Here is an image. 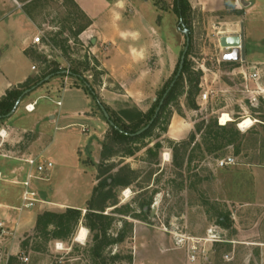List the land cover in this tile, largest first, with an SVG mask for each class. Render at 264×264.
<instances>
[{
  "label": "rangeland",
  "instance_id": "obj_1",
  "mask_svg": "<svg viewBox=\"0 0 264 264\" xmlns=\"http://www.w3.org/2000/svg\"><path fill=\"white\" fill-rule=\"evenodd\" d=\"M19 1L43 40L29 49L35 77L42 76L54 60L67 72L80 66L108 114L126 126L131 122L127 112L144 115L156 107L174 80L186 46L185 27L190 30V45L188 68L161 120L149 135L133 142L114 141L112 127L94 95L86 89L80 91L82 82L74 76H51L31 92V98L43 95L37 100L38 112H57L56 101L61 99L65 111L85 109L98 117L88 122L92 125L88 130L81 131L82 146V136L73 134L65 141L68 130L47 127L52 142L45 157L51 156L55 167L46 174L50 181L33 180L41 188L54 185L51 199L74 206L57 205L43 212L78 208L81 219L66 238L47 241L36 228L17 239L1 238L0 264H8L7 252L15 244L27 260L18 259L14 264H264V64L228 60L225 55L232 49L220 43L222 32L232 30L244 10L228 9L225 0H186L183 26L176 0H107L120 12L124 25L130 22L137 30L149 29V25L157 29L148 39H157L161 46L159 55L153 56L161 80L155 99H146L148 109H140L102 66L108 44L93 42V33L73 35L89 18L76 2ZM235 4L243 8L239 0ZM206 91L209 98L203 102ZM24 102L8 119V125L20 130L33 123ZM192 102L197 106L193 108ZM225 112L233 118V125L215 127V121L221 125L220 116ZM246 117L254 124L242 129L239 122ZM150 121L147 118L146 124ZM209 129L220 142L230 137L232 143H218L223 146L211 151ZM32 134L29 140L15 138L16 156L24 155ZM228 156L235 157L236 164L219 167L218 160ZM14 163L0 156L1 169ZM119 171L130 177L129 185L109 184L95 192L100 180ZM23 189V185L0 180L2 198L12 190L17 197ZM107 193L111 195L105 198ZM90 209L104 214L105 231L88 227ZM220 216L228 217L230 227L219 224ZM82 226L88 237L79 242L76 236ZM49 230L56 229L50 226Z\"/></svg>",
  "mask_w": 264,
  "mask_h": 264
},
{
  "label": "crops",
  "instance_id": "obj_2",
  "mask_svg": "<svg viewBox=\"0 0 264 264\" xmlns=\"http://www.w3.org/2000/svg\"><path fill=\"white\" fill-rule=\"evenodd\" d=\"M74 1L91 20V25L82 34L93 33L91 35H93L96 43L108 44L105 51L106 56L101 59L104 69L124 89L123 95L132 98L141 107L140 109H148L146 99L150 98L152 101L155 99V92L161 80V76H157L161 70L157 69V61H153L155 59L153 56L159 55L161 46L157 39H148L154 35L153 33H156L157 29L149 25V29L137 30L130 22L124 25L120 12L114 9L107 0ZM239 2L243 8L241 5H237V8L244 10L241 15L242 19L236 23L232 30L222 32V36L240 34L243 28L246 60L252 64H264V0H240ZM244 18L247 19L246 22H244ZM0 20V99H2L9 90L19 87L27 79L35 77L36 65L29 49L34 47L32 39L36 33L31 19L23 11L19 0H0ZM247 42L250 43V48H247ZM38 88L36 89L38 90ZM79 89L82 91L85 88L81 86ZM33 91L31 92L34 93ZM31 92L23 97L20 104L25 101L24 110L33 120L32 125L22 130L10 126L8 119L12 115L0 122V156L16 162L11 168H0V180L4 179L14 185H22V181L25 180L31 169L29 165L25 164V158L46 156L52 142L49 136V128L53 126L54 130L57 131L68 130V136L65 135L63 138L66 141V137L70 138V135L73 134L81 137L82 126L91 127L92 125L88 122L98 120V117L88 115L87 113L90 111L85 109L73 112L65 111L61 99L56 101V104L58 101L62 102L61 105L57 104L59 106L57 112H38L37 100L43 95L31 98ZM33 103L35 104L34 111H27L25 106ZM20 104L14 114L17 113ZM47 117L49 121L46 123ZM42 123L45 124L44 127H41ZM47 127L49 128L47 129ZM76 127L79 129L75 130ZM30 133H33L32 142H28L23 156H16L15 138L20 137V139L29 140ZM25 140H23L24 144ZM84 141L85 138L83 137L80 141L81 146ZM47 157L52 159L51 156ZM53 172L51 173L53 174ZM9 175L12 177L8 178ZM50 179L48 176L44 180L50 181ZM34 187L41 200L34 207L35 209L17 210L15 207L19 205L16 202H21L22 193L16 197L15 190L4 194V198L0 197V220H9V225L16 229L15 232L11 233V236L9 234L5 237L0 236V239L8 241L10 240L9 237L12 240L17 239L23 232L35 229L38 215L44 210H50L52 206L74 207L69 205L67 201L57 202L51 199L54 185L44 188L37 187V185ZM12 247L13 250L7 252V260L11 255L22 253L19 244L12 245Z\"/></svg>",
  "mask_w": 264,
  "mask_h": 264
},
{
  "label": "trees",
  "instance_id": "obj_3",
  "mask_svg": "<svg viewBox=\"0 0 264 264\" xmlns=\"http://www.w3.org/2000/svg\"><path fill=\"white\" fill-rule=\"evenodd\" d=\"M71 1L75 2L74 0H71ZM225 5L228 9H232L236 13H240V12L242 13V10H239L237 8V6L235 4V0H225ZM176 11H177L179 17L182 18V22L185 23L184 22L185 21V15L187 12L186 0H176ZM89 25H91V21L88 18L87 24L81 25L79 30L76 31L73 35L75 37L80 35L87 27H89ZM189 33H190V30H189ZM66 42H68L67 39L65 40V43ZM186 56H187V54H186ZM83 66L85 67V69L87 68L85 66V64H83ZM187 68H188V62L185 58V63H184L182 73L179 76V78L177 79L173 88L169 91V93H168L167 97L165 98L163 104L161 105V108H160L156 117H154L155 112H156L155 108H157V106H159L161 100L159 101V103H157L156 107H152L144 115L139 114L137 112L134 114H132L131 112H127L128 114L126 113L127 114L126 117L128 118V120L131 121L128 126H126L125 123H119V121L121 120L120 118L119 119H112V117L109 115L111 120H107V121L109 123H110V121H113V123H114V124H110V125L112 127L114 141L116 143L136 141L139 138L146 137L147 135H149L152 132V130H154V128L157 126V124L159 123V121L162 118L165 106L174 97V95L176 93V89L178 87V83H179V81L183 80L184 73L186 72ZM66 74L80 79L83 87L86 90H89L94 95V98L96 99L98 105L99 106L102 105L97 94L95 93L93 85L88 80V78L86 76H84L80 66L79 67L78 66L72 67L69 69L68 73H66V69L61 68L60 65L58 64V62L54 60V61L50 62V65L48 66V70L45 71L42 76H40V77L37 76V77H33V78L31 77V78L27 79L19 87H15V88L9 90L6 94V96L3 97L2 99H0V122L8 117V114L14 109L18 99L24 94L25 91H27L29 89H32L31 91H33L34 89L38 88L40 85L44 84L46 81L42 84H40V82L42 80H44L45 77H47L49 75H52V76L64 75L65 76ZM191 106L194 108L197 105L195 102H192ZM147 118H148V121H150L154 118L150 127L147 128L145 131H143L141 134H136L138 131H140L145 126H147V124H146ZM228 124L233 125V121L228 122ZM228 124L218 125L217 121H215L214 126L222 128V129H227L226 126ZM198 129L200 130V127H198ZM210 129L213 130V127H210ZM210 129H209L208 134H209V136H211L210 139H213V141L210 142L212 146H210L209 149L211 151H215L216 149L222 147L225 143H228V144L232 143L231 142L232 140H230L231 139L230 137H224V138H222V140L220 142L219 141L220 138H218L217 134ZM231 129L234 130L235 127L231 126ZM191 139L194 141L195 136L193 135L191 137ZM218 143L223 144V145H219ZM105 148L107 149L108 146L105 145ZM104 155L106 156V153H104ZM109 179H111V181L108 182ZM130 181H131L130 177L127 174H124L123 171H119L117 174L110 175L109 178H106L105 180H103V179L100 180L99 185L95 189V192L98 191L99 187L102 188L103 186H106L109 184L110 185L127 186L130 184ZM102 194L104 195V193H101V195ZM107 194H106L105 198L110 197V195H111L109 193H107ZM142 205H145V203ZM81 213H82L81 210L78 208H68V210L64 213L45 211V212L38 215L37 224H36V229H37L36 233L41 234V236H44L47 241L50 239L66 238L71 234L73 224L78 223L80 221ZM103 215L104 214H102L100 212H96V211L91 212V209H90L86 214V217L89 218L90 222H91L88 224V227L90 229H96V228L104 229L105 225L102 221ZM218 222L221 226H223L225 228L230 227V222H229V219L227 216H220ZM50 226L55 227L56 230H54V232H51L49 230ZM104 231H105V229H104ZM122 239H123V237L121 236V240ZM18 259L19 258L17 255H11L8 258V264H14L18 261Z\"/></svg>",
  "mask_w": 264,
  "mask_h": 264
},
{
  "label": "built area",
  "instance_id": "obj_4",
  "mask_svg": "<svg viewBox=\"0 0 264 264\" xmlns=\"http://www.w3.org/2000/svg\"><path fill=\"white\" fill-rule=\"evenodd\" d=\"M40 44H43V40H42L41 33H38L33 37L32 45L36 47V46H39ZM208 98H209V92L206 91L202 94L201 100L203 102H206ZM61 103H62L61 101L57 102L58 105H61ZM25 108L27 111H34L35 104L34 103L27 104ZM220 124H222L221 117H220ZM82 128H83V131L88 130L87 126H82ZM24 161L27 164H29L31 169L27 173L25 180L22 181V185L24 186V189L21 195V204L18 207H15L19 211H22L24 209H32L37 205V203L41 201L39 198L38 191L34 187L33 180L35 179L44 180L48 178L46 174H48V172H50L54 168V165H55V163L53 162L51 158L45 157L43 155L35 156V157H27L24 159ZM235 164H236V159L233 156H228L226 158L218 160L219 167H225V166H230V165H235ZM15 231H16L15 227H11L9 225V220L7 219L0 220V236H6ZM57 247L59 248V244H57ZM17 256L20 260H23V261L27 260V256H25L22 253L17 254Z\"/></svg>",
  "mask_w": 264,
  "mask_h": 264
},
{
  "label": "water",
  "instance_id": "obj_5",
  "mask_svg": "<svg viewBox=\"0 0 264 264\" xmlns=\"http://www.w3.org/2000/svg\"><path fill=\"white\" fill-rule=\"evenodd\" d=\"M182 21V19H181ZM183 33L185 34L186 36V46H185V49L182 53V56H181V60H180V64H179V68H178V71L176 73V76L174 78V80L171 82L170 86L168 87V89L166 90V92L164 93L161 101H160V104L156 110V113H155V116H157L160 108H161V105L163 104L165 98L167 97L169 91L173 88V86L175 85L177 79L179 78V76L181 75L182 73V70H183V67H184V63H185V58H186V54L188 52V49H189V45H190V33H189V29L188 28H184L183 29ZM93 42H95V40H93ZM220 43L223 47L225 48H231V52H228L226 55H225V58L228 59V60H239V59H242V60H245L246 59V51H245V40H244V30L242 28V32L240 34H235V35H225V36H222L220 38ZM66 73H68L66 71ZM52 75H49L47 77H45L44 80H42L40 82V84L44 83L45 81H48L50 78H51ZM32 89H29L27 91L24 92V94L18 99L14 109L8 114V116H11L15 113L18 105L20 104V102L22 101L24 95L28 94L29 92H31ZM101 109L103 110L107 120H111L110 119V116L106 110V108L101 105L100 106ZM154 118L149 122V124L147 126H145L143 129H141L140 131H138L136 134H141L143 131H145L147 128L150 127L151 123L153 122ZM110 124H114L113 121H110ZM155 210V208H153Z\"/></svg>",
  "mask_w": 264,
  "mask_h": 264
},
{
  "label": "bare ground",
  "instance_id": "obj_6",
  "mask_svg": "<svg viewBox=\"0 0 264 264\" xmlns=\"http://www.w3.org/2000/svg\"><path fill=\"white\" fill-rule=\"evenodd\" d=\"M220 117H221V123L222 124H228V122L233 121V118L227 112L223 113ZM253 124H254V121L250 117H246L239 122V127L242 129H246V128L251 127ZM128 193H129V190L126 192L127 197H129ZM87 235H88L87 228L82 226V227H80V229L77 233L76 240L79 242H84L88 237Z\"/></svg>",
  "mask_w": 264,
  "mask_h": 264
},
{
  "label": "flooded vegetation",
  "instance_id": "obj_7",
  "mask_svg": "<svg viewBox=\"0 0 264 264\" xmlns=\"http://www.w3.org/2000/svg\"><path fill=\"white\" fill-rule=\"evenodd\" d=\"M182 18H180L181 25L185 26V24L181 21ZM231 52V51H230Z\"/></svg>",
  "mask_w": 264,
  "mask_h": 264
}]
</instances>
